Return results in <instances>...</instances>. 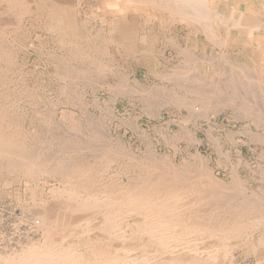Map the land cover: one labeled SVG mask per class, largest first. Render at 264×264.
I'll list each match as a JSON object with an SVG mask.
<instances>
[{
    "label": "rangeland",
    "instance_id": "obj_1",
    "mask_svg": "<svg viewBox=\"0 0 264 264\" xmlns=\"http://www.w3.org/2000/svg\"><path fill=\"white\" fill-rule=\"evenodd\" d=\"M106 1L73 0L85 37L70 41L72 48L69 42V45L60 42L59 32L49 29L47 15L35 9H29L32 11L24 17L19 15L22 18L16 19L15 14L19 23L15 30L0 25V45L13 53L9 63L5 58L0 59L2 68L7 67L0 79V107L3 106L7 117L0 125L5 131L11 126L9 132H17L14 134L18 140H24L21 142L26 147L24 156L13 158L34 166V176L20 171L10 173L4 165L5 158L0 155L1 256L20 253L25 245L47 240L40 213L67 200L68 180L86 183L87 188L95 186L93 190L99 191L97 196L104 198L106 195L101 191L107 184L133 186L130 177L143 175L139 171L145 167L149 170L155 163L169 177L176 174L179 181L187 180L188 174L189 179H195L197 173L189 171L206 167L205 172H212V178L216 181L219 178L223 185L222 201L226 197L233 198V202L243 201L248 195L264 202V90H261L264 89V30H250L254 33L248 39L245 34L231 37L220 29V41L216 42L205 39L203 33H196L178 20L176 23L168 14L148 25L145 32L153 41H132L140 52L132 54L118 41H107L105 35L110 25L105 21L110 19V10L117 11V6L111 9ZM257 1L217 0L218 11H228L231 7L234 13H243L248 6H256ZM184 49L194 55L187 57ZM75 51L80 57L74 56ZM237 60L245 67L242 71H238ZM195 90L200 92L194 94ZM149 155L152 159L154 155L156 161L148 160ZM57 165L65 167L59 168V174L54 171ZM78 190L88 192L83 187ZM263 213L264 207L252 215L260 219L256 234L264 233ZM36 217L42 227L35 225ZM55 229L61 232L56 226ZM50 237L55 238L52 234ZM251 250L236 245L228 252L227 259H232V264H264Z\"/></svg>",
    "mask_w": 264,
    "mask_h": 264
},
{
    "label": "bare ground",
    "instance_id": "obj_2",
    "mask_svg": "<svg viewBox=\"0 0 264 264\" xmlns=\"http://www.w3.org/2000/svg\"><path fill=\"white\" fill-rule=\"evenodd\" d=\"M115 1L116 2H113L112 0H107L105 2L108 7H111V9L117 6L116 7L117 11L110 10V14H111L110 19L105 21L108 22L110 25L109 32L105 36L106 37L108 36L107 41H118V43L123 44V46H125V48L132 54L140 53V52L138 53V47L133 43L134 41H153V39L150 38L145 32L148 29V25L153 24V22L156 23L155 21H158L157 20L158 17L160 20L166 18L165 16L168 14L172 15L171 17L176 21V23L178 20V22L184 23L187 27H192V29L195 30L196 33L197 32L203 33L205 39L208 38L216 42L221 37L220 29L225 30L227 32L226 34L230 35L231 37L233 34L236 35V37H241L244 34L245 36L250 37L251 33L253 32V31L249 32L250 30L252 29L253 30L258 29L262 31L264 30V3L263 2L259 3V1L257 0H256L257 1L256 6H254V4H252L253 6V7L251 6L252 8L248 6L247 10L243 13H239L240 11L238 13H234L235 11L232 10L231 7L229 8L228 11L225 10L224 12L223 11L220 12L218 11L217 0H115ZM72 2L73 0H0V25L1 26L3 25V27L7 29H12V28L14 29L17 27L16 24H19L17 22L18 20L16 19H18L19 17L22 18L21 16H23L25 13L27 12L29 13L32 11V10L29 11V9H35L37 13L42 12L43 14L45 13L47 15L49 29L52 30L53 33H55L54 31L59 32L58 39L60 40V42L66 41V44H68L67 42L71 44L70 41L73 42L76 40L83 39L85 37V34L81 31L82 28H80L81 26H79L77 20L78 12L76 13L74 8L75 6L73 5ZM15 14L16 16L18 15L16 19H15ZM82 26L85 25L82 24ZM141 29L143 30L142 32L143 34L141 33L142 31ZM93 35L94 34H92L91 36ZM188 36L189 35L187 34V38ZM90 37H88L87 39H89ZM251 38L252 37L248 39ZM221 41L223 40L221 39ZM63 43H61V45ZM3 46L0 45V49L2 50V51L0 50V59L5 58L4 60H6L9 63L12 61L13 53L10 52L11 50L10 51L5 50L8 47L4 49L5 46L4 47ZM72 46L73 45L71 44L70 48H72ZM71 50L72 52H74L75 49L73 48ZM184 50H185L184 54L186 55L187 53V57L191 58V56L194 55L192 51L190 52L189 50V52L193 53V55L187 52L188 49L187 50L184 49ZM77 51L79 52V50ZM80 52H81L80 54L82 55L81 49ZM147 52L150 51L148 50ZM74 56L76 57L79 55H77L76 53ZM86 59L87 58H85V60ZM239 62L237 60L236 65L238 71L239 69H241L240 71H242V68L245 67H243L244 65H242V62L241 64ZM248 69L250 70L251 67L247 68V70ZM5 70H7V67L2 68L0 62V79L3 77V73ZM9 71L10 70H8V72ZM64 72H68V71H64ZM243 73L244 75L246 74V72ZM246 76L244 77V79L246 78ZM247 77L249 78V76ZM255 80L258 81L257 79ZM261 90L264 89L261 88ZM5 92L3 93L6 94ZM198 92L200 91H196L195 93L194 92L193 93L198 94ZM201 92H202L201 94H203L204 91ZM200 98L202 99L201 96ZM202 100H204V98ZM200 102L202 101L200 100ZM205 109H203L204 112ZM248 115H250V113ZM6 117H7L6 111L1 105L0 122L2 123L3 121H5ZM2 127L4 126L0 125V155L3 158H5L4 165L7 167L6 169L10 171V173L15 171L17 172L20 171V173L25 174L27 176H34L33 174L34 166L31 165V163H27V162L25 163L24 160L22 161V159L20 161L21 155L24 156L25 154L24 152H26L25 149L26 147L24 146L23 143H21L24 140L21 138L20 141L18 140L19 137L18 136L16 137V135L14 134L17 133L14 132L16 129L15 130L13 129L14 133L9 132V128L11 126L9 128L8 126L6 127L8 128V131H5L4 129H2ZM25 136L26 135H24V137ZM63 139L64 138H62V140ZM108 149L110 148L107 147V150ZM27 152H29V150ZM28 155L29 154L27 153V155H25V158ZM13 156H15V158L20 156V158L16 160L15 158H13ZM148 157H149L148 160H150V158L152 159L151 155H149ZM153 157L155 159L154 155ZM42 162L45 161L43 160ZM61 163H63V161ZM141 163H139V165ZM151 164L149 167H151ZM155 164H153V166L149 170L146 169L148 167H145V169L143 168L144 170L141 167H138V170L139 168L142 169V171L140 170L139 172L140 173L144 172V174L143 175L140 174V176L135 178L130 177L131 178V179L129 178L130 180L128 179L129 183L133 186H130L129 183H128L129 186H126L125 184L124 185L123 184L113 185V183L111 185L107 184V186L102 188L104 190L101 191L103 192V194L106 195L105 197L103 196L104 198L97 196L99 191L97 193V191L95 192L93 190L95 186H92V188H87L86 183L85 184L81 183V181H79L80 183H77L75 182L77 180L70 181L67 179L68 180L67 182H69V185L67 186L68 196L67 198H65L67 200H65L64 202L59 201L54 205L46 207L44 211L42 212L40 211L41 212L40 216L43 219V223L45 225V230L44 229L43 230L47 234L46 237L47 240L44 243L38 245L37 244H28L27 246L25 245L23 251L17 254H13V255L10 254V256L0 255V264H222L221 260L224 261L223 264H232V259L231 261H228L227 258L229 255L227 256V254L229 251H231V249L234 246L236 245L239 246V244H242L243 246H247L250 249H252L253 253L255 252V254L258 255L259 261H264V233H259L262 232L259 231L256 234V231L259 230L260 224L258 222H260L259 221L260 219L257 220L256 218L252 217L254 213L256 214L257 211H259V209L264 207L263 206L264 202H262L263 203L262 204L261 202H259L260 201L259 199H257L259 201L253 200L255 198L252 199V197H249L248 195L247 197H245L243 201L241 199H240L241 201L237 199L238 201L233 202V198L227 200L226 199L227 197L225 198L224 201H222L221 199L222 196L220 197V195L222 193L221 188L223 187V185H221V183L218 182L219 178L217 181L212 178L211 176L212 172L211 173L205 172V168H206L205 165H204L205 168L202 170H200L202 167H200V169L199 167H197L198 168L197 170L192 169L191 171H189V172L194 171L195 174L197 173L196 177L194 176L195 179L192 178L193 180L188 178L189 174L188 176L185 174L187 176V180L184 179L186 180L184 181L183 179H181L182 181H184L182 183V181L178 180L179 177L177 178L176 174L175 175L172 174L171 177H169L170 175L169 173H167L169 174L167 175L166 173H164L165 171L163 169L160 170V168H158L159 166ZM62 166L60 165L58 168L55 167L54 171L57 172L58 174L61 173L59 168ZM60 169L63 170L62 168ZM72 169L74 170V168ZM76 169L79 168L76 167ZM158 169L160 171H158ZM188 169L190 168L188 167ZM162 170L164 172H162ZM80 171L76 170V172H80ZM193 173L192 174L190 173L191 177H193ZM183 176L184 175H182V177ZM66 178H69V176ZM92 184L94 183H91L90 185ZM78 186L81 188L83 187V191L85 188V191L86 192L88 191L89 193L87 192L86 194L79 191ZM235 188L237 190V187ZM236 195L238 194L236 193ZM231 197L233 196L231 195ZM262 201L264 200L262 199ZM262 215H264V213ZM34 223L37 226L40 225L41 227L43 226L40 219L39 220L37 219ZM55 226L58 229H60L61 232H57ZM50 234L54 235L55 238L53 237L51 238ZM62 250H67V251L62 253L61 252ZM232 256L230 257L233 258Z\"/></svg>",
    "mask_w": 264,
    "mask_h": 264
}]
</instances>
